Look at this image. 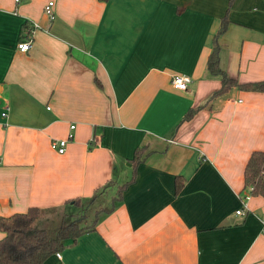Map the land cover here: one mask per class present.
Segmentation results:
<instances>
[{
  "label": "crops",
  "instance_id": "obj_1",
  "mask_svg": "<svg viewBox=\"0 0 264 264\" xmlns=\"http://www.w3.org/2000/svg\"><path fill=\"white\" fill-rule=\"evenodd\" d=\"M221 19L220 69L264 80V0H0V217L53 209L48 225L99 206L42 264H264V200L243 186L264 152V93L212 96Z\"/></svg>",
  "mask_w": 264,
  "mask_h": 264
},
{
  "label": "trees",
  "instance_id": "obj_2",
  "mask_svg": "<svg viewBox=\"0 0 264 264\" xmlns=\"http://www.w3.org/2000/svg\"><path fill=\"white\" fill-rule=\"evenodd\" d=\"M106 2L107 0H96ZM226 27L225 19H221L219 27L212 38V48L206 60V71L210 76L217 77L220 82L219 89L212 96L223 94L228 89L235 87L243 91L264 93V80L238 84L229 79L218 64L217 38L223 34ZM192 111L184 119L190 118ZM139 150L136 149L131 163L139 159ZM133 180L119 186L117 194L126 188ZM180 182L176 179V189ZM243 186L251 189V195H258L264 200V152H252L243 169ZM92 200V199H91ZM79 206L80 200L74 199L67 202ZM53 209L28 208L24 213L0 217V264H42L46 258L63 250L68 243L72 244L82 234L92 231L95 218L87 222L83 212L62 215L61 221L56 223L58 228L53 237L48 236L44 214ZM100 211V210H98ZM96 211V213H98ZM65 220H69L64 223Z\"/></svg>",
  "mask_w": 264,
  "mask_h": 264
},
{
  "label": "built area",
  "instance_id": "obj_3",
  "mask_svg": "<svg viewBox=\"0 0 264 264\" xmlns=\"http://www.w3.org/2000/svg\"><path fill=\"white\" fill-rule=\"evenodd\" d=\"M15 3L18 2V0H14ZM52 6V3L49 2L43 9L44 15L51 21L53 19V15L51 13L50 7ZM31 47V38L25 37L23 40L18 41L16 44V50L19 53H27ZM190 83V79L184 75L176 74L173 75L170 79V86L172 89L176 91H185L187 88V85ZM70 130L73 129V126L69 127ZM71 140V136H68L64 139H53L49 142V147L52 151L56 152L57 154L61 155L65 152V148L67 143ZM248 199V195H246L243 199V201H246ZM243 207L245 205L243 204ZM242 207V208H243ZM242 213V209L235 212L236 215H240ZM262 225V231L261 233L264 234V219L261 220ZM57 258H59L58 254H55Z\"/></svg>",
  "mask_w": 264,
  "mask_h": 264
},
{
  "label": "rangeland",
  "instance_id": "obj_4",
  "mask_svg": "<svg viewBox=\"0 0 264 264\" xmlns=\"http://www.w3.org/2000/svg\"><path fill=\"white\" fill-rule=\"evenodd\" d=\"M100 206L106 208L108 206V204H103V205H100ZM97 207H99V206H96V205L95 206H89V205H87V207L84 209L86 211H84V210H82V211H84V213L86 212L87 217L90 219V218H92V214H93L94 210ZM47 217H48L47 219H50V220L54 221V222L51 221L46 226L48 236L53 237L55 232H56V230H57V228H58V225L55 222L56 221V217H54L52 214L47 215ZM66 221L68 222L69 220H66ZM66 221L64 223H66Z\"/></svg>",
  "mask_w": 264,
  "mask_h": 264
}]
</instances>
